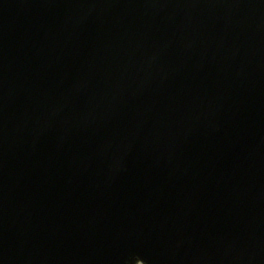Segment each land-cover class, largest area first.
Masks as SVG:
<instances>
[{
  "label": "water",
  "instance_id": "obj_1",
  "mask_svg": "<svg viewBox=\"0 0 264 264\" xmlns=\"http://www.w3.org/2000/svg\"><path fill=\"white\" fill-rule=\"evenodd\" d=\"M0 264H264V0H0Z\"/></svg>",
  "mask_w": 264,
  "mask_h": 264
}]
</instances>
